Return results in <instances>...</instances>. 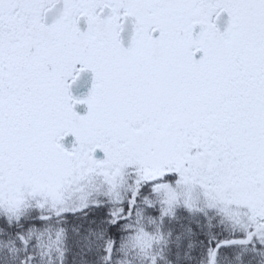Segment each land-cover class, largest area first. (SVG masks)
Listing matches in <instances>:
<instances>
[{
  "label": "rangeland",
  "instance_id": "374dc122",
  "mask_svg": "<svg viewBox=\"0 0 264 264\" xmlns=\"http://www.w3.org/2000/svg\"><path fill=\"white\" fill-rule=\"evenodd\" d=\"M162 3L167 13H153L151 20L164 23L170 38L149 69L129 67L128 84L138 86L125 87L126 95L119 86L103 98L108 109L77 133L75 153L55 143L58 122L45 135L51 142H42L39 135L32 146L24 140L19 147L1 146L0 135L1 213L15 214L31 205L55 213L75 211L98 197L115 201L127 187L129 214L141 185L168 180L152 196L181 199L187 206L204 204L238 226L226 222L229 230L243 233L241 244L264 245V0ZM28 4L0 0V37L1 21L8 20L10 10ZM41 5L32 0L30 8ZM219 8L229 14L228 39L211 22ZM192 18L207 24L193 44ZM197 45L204 53L194 61L190 49ZM156 85L158 93L153 92ZM93 146L103 151L101 161L90 156ZM155 241V233L137 226L125 247L145 250ZM59 243V236L47 235L42 256L53 257Z\"/></svg>",
  "mask_w": 264,
  "mask_h": 264
},
{
  "label": "flooded vegetation",
  "instance_id": "af4514ba",
  "mask_svg": "<svg viewBox=\"0 0 264 264\" xmlns=\"http://www.w3.org/2000/svg\"><path fill=\"white\" fill-rule=\"evenodd\" d=\"M40 1L39 10L31 9L32 0H28L26 7L10 10L8 20L1 21V146L18 143L19 147L22 140L32 146L39 135L42 142H51L52 137L45 135L55 129V122L60 124L58 136L69 132L79 146L77 133L86 129L88 120L108 109L102 105L103 98L114 95L119 86H124V95L129 92L125 87L138 86L128 84L129 67L149 69L150 61L158 57L162 43L171 36L164 23L151 20L153 13L158 17L167 13L164 0ZM166 1L175 5L180 0ZM126 15L135 18L139 30L129 48L119 36ZM197 21L204 28L197 38L190 37L192 44L206 30L203 20L192 18L189 36L191 24ZM180 37L182 33L177 39ZM195 48L204 53L200 45L190 50ZM158 90L156 85L153 92Z\"/></svg>",
  "mask_w": 264,
  "mask_h": 264
},
{
  "label": "trees",
  "instance_id": "16d2710c",
  "mask_svg": "<svg viewBox=\"0 0 264 264\" xmlns=\"http://www.w3.org/2000/svg\"><path fill=\"white\" fill-rule=\"evenodd\" d=\"M167 181L141 185L129 214L127 187L115 201L98 197L75 211L31 205L13 216L0 212V264H264V245L241 244L243 233L226 228L217 210L152 196ZM137 226L157 241L128 250L127 237ZM47 235L60 239L51 258L42 256Z\"/></svg>",
  "mask_w": 264,
  "mask_h": 264
},
{
  "label": "water",
  "instance_id": "95a60500",
  "mask_svg": "<svg viewBox=\"0 0 264 264\" xmlns=\"http://www.w3.org/2000/svg\"><path fill=\"white\" fill-rule=\"evenodd\" d=\"M50 12H51V9L46 11L44 14V17L46 18V16ZM129 16L130 15L125 16V19L122 23V28H121L120 33H119L121 43L127 48L131 47L134 44L135 38H136L138 31H139L138 27H137V22L135 21V18L133 17L134 19H130L131 17H129ZM213 22L215 23L220 34L223 37H227L228 36V15H227L226 11L223 9L218 11V13L213 18ZM201 31H202V24L201 23H193L192 37L194 39L200 34ZM200 54H201L200 50L196 49L193 52V57L197 59L200 56ZM56 142L60 143L62 145V147L68 151H75L77 149V141H76L75 137L69 132L64 133L63 135L58 137L56 139ZM90 154L93 158H95L97 160H101L104 157V153L97 146L92 148Z\"/></svg>",
  "mask_w": 264,
  "mask_h": 264
}]
</instances>
